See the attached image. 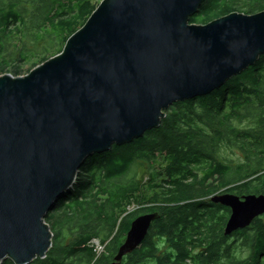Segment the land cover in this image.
Segmentation results:
<instances>
[{
  "label": "water",
  "instance_id": "95a60500",
  "mask_svg": "<svg viewBox=\"0 0 264 264\" xmlns=\"http://www.w3.org/2000/svg\"><path fill=\"white\" fill-rule=\"evenodd\" d=\"M203 0H102L63 50L23 76L0 75V264L44 258L48 211L94 153L157 127L176 101L220 88L264 53V10L190 23ZM224 234L264 213V195L214 194ZM157 213L129 225L110 264L144 240Z\"/></svg>",
  "mask_w": 264,
  "mask_h": 264
},
{
  "label": "trees",
  "instance_id": "16d2710c",
  "mask_svg": "<svg viewBox=\"0 0 264 264\" xmlns=\"http://www.w3.org/2000/svg\"><path fill=\"white\" fill-rule=\"evenodd\" d=\"M95 6L0 0V75L19 76L24 65L31 71L60 53ZM263 10L264 0H203L190 23ZM225 149L239 156L228 158ZM139 163L147 169L144 184L134 175ZM76 177L44 216L52 246L29 264H110L131 222L146 213L158 218L121 264H264V213L224 236L230 210L210 200L225 190L264 195V53L220 88L171 104L141 137L89 156ZM132 204L138 207L129 211ZM240 241L246 258L234 253Z\"/></svg>",
  "mask_w": 264,
  "mask_h": 264
},
{
  "label": "rangeland",
  "instance_id": "374dc122",
  "mask_svg": "<svg viewBox=\"0 0 264 264\" xmlns=\"http://www.w3.org/2000/svg\"><path fill=\"white\" fill-rule=\"evenodd\" d=\"M17 45L20 44V41H17ZM55 54L54 53H51L49 54V57H52L54 56ZM23 73L20 74L19 76H23L27 73H29L28 69V65H24L23 66ZM14 76V75H13ZM224 154L228 156V158H234V159H237V156H239V152L235 149H225L224 151ZM134 172H135V176L140 180V183H145L147 181V178H148V174L147 173V169L146 167L143 165V164H137L136 167L134 168ZM138 206L136 204H132L128 207V210L129 211H132L134 209H136ZM91 241V240H90ZM93 241V242H92ZM92 241L90 242L91 245H93L94 247L98 248L99 251H102V248L101 247H98V246H102V244L99 243V241H97V239H92ZM239 243V247L237 248L236 252H234L236 254V256H238L239 258H246V256L248 255V249L243 247L242 244H241V241L238 242Z\"/></svg>",
  "mask_w": 264,
  "mask_h": 264
},
{
  "label": "flooded vegetation",
  "instance_id": "af4514ba",
  "mask_svg": "<svg viewBox=\"0 0 264 264\" xmlns=\"http://www.w3.org/2000/svg\"><path fill=\"white\" fill-rule=\"evenodd\" d=\"M227 191L225 190V191H221V192H218V193H216V194H222V193H226ZM210 200H211V198H210ZM214 203V202H213ZM218 204H220V203H218ZM223 206V205H222ZM225 207V206H224ZM231 213V212H230ZM233 233V232H232ZM232 233L230 234V235H224V236H231L232 235ZM221 264H226L225 262H222Z\"/></svg>",
  "mask_w": 264,
  "mask_h": 264
},
{
  "label": "built area",
  "instance_id": "2783aa9c",
  "mask_svg": "<svg viewBox=\"0 0 264 264\" xmlns=\"http://www.w3.org/2000/svg\"><path fill=\"white\" fill-rule=\"evenodd\" d=\"M101 0H94V2L97 4L98 2H100ZM92 241V240H91ZM93 242V241H92ZM98 247H101L102 248V246H98ZM96 248V247H95ZM103 249V248H102ZM96 250L97 251H99V249L98 248H96Z\"/></svg>",
  "mask_w": 264,
  "mask_h": 264
},
{
  "label": "bare ground",
  "instance_id": "6f19581e",
  "mask_svg": "<svg viewBox=\"0 0 264 264\" xmlns=\"http://www.w3.org/2000/svg\"><path fill=\"white\" fill-rule=\"evenodd\" d=\"M101 1H102V0H101ZM101 1H100V2H101ZM98 3H99V2H98ZM98 3H97V4H98Z\"/></svg>",
  "mask_w": 264,
  "mask_h": 264
}]
</instances>
